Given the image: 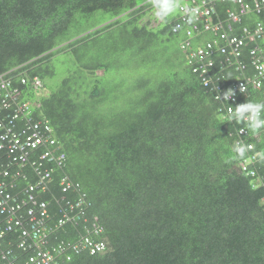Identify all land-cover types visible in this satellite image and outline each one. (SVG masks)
I'll list each match as a JSON object with an SVG mask.
<instances>
[{
    "label": "trees",
    "instance_id": "trees-1",
    "mask_svg": "<svg viewBox=\"0 0 264 264\" xmlns=\"http://www.w3.org/2000/svg\"><path fill=\"white\" fill-rule=\"evenodd\" d=\"M151 1L0 0V75L9 73L34 118L48 120L66 155L40 200L56 222L60 204L84 194L108 247L68 251L61 264H264V124L256 129L264 79L235 102L221 97L256 76L249 50L257 43L242 47L239 60L212 56L205 85L189 54L211 33L189 40L180 10L149 27L141 17ZM214 7L221 21L238 9L235 0ZM258 25L264 14L247 13L230 35ZM67 56L56 89L41 94ZM234 147L248 151L240 157ZM63 177L79 192L63 193ZM85 234L81 222H68L51 243Z\"/></svg>",
    "mask_w": 264,
    "mask_h": 264
},
{
    "label": "built area",
    "instance_id": "built-area-1",
    "mask_svg": "<svg viewBox=\"0 0 264 264\" xmlns=\"http://www.w3.org/2000/svg\"><path fill=\"white\" fill-rule=\"evenodd\" d=\"M185 1L190 3L186 5L189 9L194 8L198 12L195 19H192L190 12L180 10L182 23L187 24L193 20L190 29L185 30L186 35L190 36L193 31L204 30L214 37L213 42H208L204 48L195 49L189 54L193 71L206 85L209 68L214 65L212 56L216 53H228L239 60V48L243 45V40L229 34L232 24L245 12H254L255 8L259 10L264 0H257L255 4L235 0L238 9L227 11L226 27L223 21L214 19L216 14L214 1ZM263 31V28L258 26L249 34V39L256 40L258 45L250 48L249 56L253 69L260 74L264 73V43L260 42L258 34L264 33ZM226 63H231L229 57L226 58ZM238 66H241L240 62ZM8 74L0 75V153H3L0 160L4 156L8 160L7 168L0 171V264H19L23 254L26 257L24 264H61L63 258L70 259L68 251L73 253L87 251L91 255L103 252L106 243L98 238L103 228L97 224L96 218L89 221L84 217V221L87 222L86 236L73 242L60 241L54 245L51 243V236L57 229L68 222L81 220L85 214L84 201L79 197L73 203L66 201L63 206L60 204L61 216L56 222L52 221L49 203L40 200V197L49 191L55 167L61 169L64 167L66 155L57 143L50 123L45 119L33 117V104L30 101H23V91L18 86H13ZM20 82L25 84L26 80L21 79ZM31 84L35 90L41 85L37 78H34ZM251 85L260 86L254 83ZM231 89L221 95L222 99L235 100L237 91H244L246 85L240 82L233 90ZM231 111L230 108L227 109L228 113ZM250 118L252 120V117ZM5 149H8L6 154ZM16 178L25 181V185L20 189L17 187ZM30 178H35V182L31 183ZM60 185L63 193L71 188L78 191L67 177L61 179ZM5 246L8 249H5ZM13 249L17 253L15 259Z\"/></svg>",
    "mask_w": 264,
    "mask_h": 264
},
{
    "label": "bare ground",
    "instance_id": "bare-ground-1",
    "mask_svg": "<svg viewBox=\"0 0 264 264\" xmlns=\"http://www.w3.org/2000/svg\"><path fill=\"white\" fill-rule=\"evenodd\" d=\"M244 2H245V0H243ZM252 3V4H255V2H257V0H246V3ZM182 5H184V4H182ZM233 10H237V9H233ZM216 11V10H215ZM254 12L256 13V14H264V3H261L260 4V7H259V10H257V8H255V10H254ZM247 14V12H245L243 15H241L240 16V18H239V20H237V21H235L233 24H238V23H240L241 22V20H242V17L244 16V15H246ZM179 16H181V15H179ZM227 18V17H226ZM223 23L225 24V27L227 26V22H226V19H225V21H223ZM182 24V23H181ZM232 24V25H233ZM258 26H260V25H258ZM258 26H256L253 30H248V29H246V30H243V36H240V37H237V38H239V39H242L243 40V45H241L240 46V48H239V52H240V55H239V57L242 55V47H244L245 45H247V43H257L256 42V40H251V39H249V34L250 33H253L254 32V30L258 27ZM262 28H263V30H264V27L263 26H261ZM176 28V27H175ZM190 29V28H189ZM234 29V26L232 27V29H231V31L229 32V34L232 32V30ZM178 30V29H177ZM202 30H197V31H193V33L190 35V36H187L186 35V37L187 38H189V40H191L195 35H197V34H199L200 32H201ZM264 32V31H263ZM186 34V33H185ZM212 35V34H211ZM232 36H234V35H232ZM258 36H259V38H261V39H259V40H263L264 39V33H262V32H259V34H258ZM214 41V37L212 36V39L210 40V41H206L202 46H198V47H196V50L197 49H199V48H204L205 46H206V44L208 43V42H213ZM187 42V41H186ZM185 42V43H186ZM219 43L220 44H222V42L221 41H219ZM190 44V43H189ZM189 46V45H188ZM258 45L256 44L254 47H257ZM185 47V46H184ZM187 48V47H186ZM189 49V48H188ZM195 50V49H194ZM264 53V52H263ZM214 61V60H213ZM255 72H256V76L254 77V78H249V79H247V80H245V81H240V82H243V83H245V85H246V89L244 90V91H241V92H239V91H237V93H236V96L235 97H237V95H239L240 93H244L249 87H252V88H254V89H256V88H259L260 86H261V81L264 79V73L263 74H260V72L259 71H257L256 69H255ZM34 79V78H33ZM38 79V78H37ZM39 80V79H38ZM40 81V80H39ZM240 82H238V83H236V84H234L232 87V89L231 90H233L234 89V87L236 86V85H238ZM252 83H254V84H260V86H258V87H253L251 84ZM40 84H41V82H40ZM42 87V84L40 85V87L39 88H41ZM41 90V89H40ZM232 102H235V100H232V99H230ZM42 120H44V119H42ZM46 120V119H45ZM249 120H251V118L249 119ZM48 121V120H47ZM241 131H245V130H241ZM240 131V132H241ZM244 134H246V131H245V133ZM249 147V146H248ZM8 150V149H7ZM6 149H5V154H6V151H7ZM13 156H15L14 154H13ZM3 157V153H0V159ZM7 164H8V160L5 158V156H4V158L2 159V160H0V171H3V170H5L6 168H7ZM248 167V166H247ZM8 169H11V168H8ZM245 170V169H244ZM16 181H18L17 182V187L20 189V188H22L24 185H25V182L24 181H21V180H19V178H16ZM34 182V181H33ZM48 202V201H47ZM54 215V214H53ZM74 223V222H73ZM104 233V232H103ZM13 252L15 253V257H14V259L17 257V253L14 251V249H13Z\"/></svg>",
    "mask_w": 264,
    "mask_h": 264
},
{
    "label": "clouds",
    "instance_id": "clouds-1",
    "mask_svg": "<svg viewBox=\"0 0 264 264\" xmlns=\"http://www.w3.org/2000/svg\"><path fill=\"white\" fill-rule=\"evenodd\" d=\"M212 1H214V0H212ZM153 7H154V13L153 14H154L155 18L171 17V16L175 15L178 10H181L183 12H190V16L192 19H195V17L198 14L196 9H194V8L189 9L188 6L182 5L180 3V0H154ZM214 19H215V21L217 19H220L217 16V13L214 15ZM161 22L164 23V22H167V20H161ZM189 22H191V20ZM248 107H251V105L238 106L237 111L242 112V111H244L245 108H248ZM254 112H255V110H254ZM262 124H264V121L257 122L256 129H259ZM234 151L240 157H244L245 152L248 150L244 147H239V148L234 147ZM83 201H84V199H83ZM84 203H85L84 205H86L85 201H84Z\"/></svg>",
    "mask_w": 264,
    "mask_h": 264
},
{
    "label": "rangeland",
    "instance_id": "rangeland-1",
    "mask_svg": "<svg viewBox=\"0 0 264 264\" xmlns=\"http://www.w3.org/2000/svg\"><path fill=\"white\" fill-rule=\"evenodd\" d=\"M182 0H180L181 2ZM151 3H154V0L151 1ZM143 16L141 17V22L143 23H148L149 24V27H152V28H155L157 27L160 23H161V20H163L164 18L163 17H159V18H155L154 17V7H148V8H145L143 11ZM177 14V13H176ZM175 14V15H176ZM69 57L70 56H67V58L65 57L63 60L59 59L57 64H54V68H55V75L52 77V78H46L45 79V84L47 86V88L43 89L42 90V93L41 94H45L47 93L48 91H52L54 89H56V87L58 86L64 72L67 70L70 62H69ZM64 62L63 64H61V62ZM98 73H101L100 71Z\"/></svg>",
    "mask_w": 264,
    "mask_h": 264
},
{
    "label": "water",
    "instance_id": "water-1",
    "mask_svg": "<svg viewBox=\"0 0 264 264\" xmlns=\"http://www.w3.org/2000/svg\"><path fill=\"white\" fill-rule=\"evenodd\" d=\"M186 32V31H185ZM51 125V124H50ZM73 183V182H72ZM74 184V183H73ZM75 186H76V188L78 189V191H76V192H79V187L76 185V184H74ZM79 197H81V198H83L84 197V194H82L81 193V195L79 196ZM78 197V198H79ZM77 198V199H78ZM85 203H83V207H84V211H85V205H84ZM75 214V213H74ZM84 217L87 219V220H89V221H91L93 218H96L97 219V217L96 216H88L87 214H86V211H85V214H84V216L81 218V220H79V221H76V222H81L82 223V225L84 226V229H85V225L87 224V222H85L84 221ZM97 224H99L100 226H102L101 224H100V222L98 221V219H97ZM102 228H103V226H102ZM85 232H86V230H85ZM103 232H104V230H103ZM103 232L100 234V237H98V238H100V239H102V240H104V242L106 243V241H105V239L104 238H102V234H103ZM87 234V233H86ZM86 234L84 235V236H86ZM81 237H83V236H81ZM80 237V238H81ZM77 241V240H76ZM107 243H106V249L103 251V252H100V253H96V254H103V253H105L106 251H107ZM5 249H8L7 247H5ZM83 252H87V251H83ZM88 253V252H87ZM89 254V253H88ZM96 254H94V255H96ZM91 255V254H90ZM25 260H26V257H25V255L23 254V257L19 260V264H24V262H25Z\"/></svg>",
    "mask_w": 264,
    "mask_h": 264
}]
</instances>
